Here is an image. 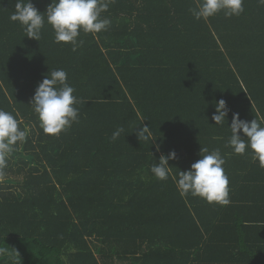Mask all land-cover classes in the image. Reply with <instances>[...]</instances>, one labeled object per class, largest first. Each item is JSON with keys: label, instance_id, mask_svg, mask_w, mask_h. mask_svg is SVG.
<instances>
[{"label": "trees", "instance_id": "16d2710c", "mask_svg": "<svg viewBox=\"0 0 264 264\" xmlns=\"http://www.w3.org/2000/svg\"><path fill=\"white\" fill-rule=\"evenodd\" d=\"M30 2L44 13L51 0ZM15 3L0 0V109L26 140L0 182V264H264V166L228 146L233 113L264 126V5L197 21V0H114L108 29L81 32L73 51L47 23L39 41L26 37L9 19ZM59 69L79 122L57 137L31 102ZM220 99L224 126L211 119ZM144 126L155 141L138 139ZM204 148L225 159L227 206L177 190ZM171 151L157 180L150 168Z\"/></svg>", "mask_w": 264, "mask_h": 264}, {"label": "clouds", "instance_id": "9594fccd", "mask_svg": "<svg viewBox=\"0 0 264 264\" xmlns=\"http://www.w3.org/2000/svg\"><path fill=\"white\" fill-rule=\"evenodd\" d=\"M114 0H51L44 13H40L30 0H16L15 11L9 17L12 22L18 23L29 39L39 41L41 30L47 23L54 32L56 43L69 44L75 51L83 41L78 40L81 32L85 34H99L106 31L110 20L103 17L109 11L110 3ZM245 0H197V6L190 9L195 20L208 21L219 13L226 18L239 17L245 11ZM264 5V0H259ZM75 89L68 83V75L63 69L48 73L37 86L31 106L37 115L40 127L48 136H59L67 131L74 123L79 122L77 97L73 95ZM229 109L227 102L220 99L215 102V111L211 119L215 125L224 126ZM231 136L228 146L233 153L244 155L250 152L252 156L264 166V126L256 119L245 121L239 118L238 113L232 114ZM123 128L113 132V141L120 137ZM148 126L139 128L138 139L149 140ZM26 140V130L20 127V121L13 114L0 109V182L6 178L5 169L8 158L18 144ZM149 140L150 141H155ZM156 151H160L159 145ZM201 152L205 153L201 156ZM201 158L194 162L189 170L178 171L173 179L181 196L189 194L215 203L220 206L230 204L229 178L223 165L225 159L219 149L209 152L201 149ZM176 159V152L161 155L159 163L151 166L150 171L157 180H167L172 167L170 160ZM7 251L0 248V254Z\"/></svg>", "mask_w": 264, "mask_h": 264}]
</instances>
